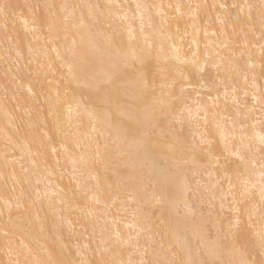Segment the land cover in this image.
<instances>
[{
  "label": "bare ground",
  "instance_id": "6f19581e",
  "mask_svg": "<svg viewBox=\"0 0 264 264\" xmlns=\"http://www.w3.org/2000/svg\"><path fill=\"white\" fill-rule=\"evenodd\" d=\"M9 2L17 6L14 12L0 15V264H25L33 257L45 264H141L172 258L174 252L195 264H239L242 258L259 264L264 250L251 233L242 239L240 232L248 223L246 209L251 201H259L261 153L241 150L256 185L250 184L251 192L242 195L236 171L243 165L225 151L220 129L233 150L240 146L239 128L245 130V145L255 143L257 133L264 134V0ZM137 4L148 7L137 9ZM89 32L125 51L151 52L143 64H136L138 71L122 82L111 102L83 81L74 83L68 73V49L76 40V50L87 54L80 37ZM160 48L167 59L161 55L158 61ZM141 75L150 85L147 91L140 86ZM57 93L63 119L68 115L63 101L72 102L73 132L81 133L79 148L55 131L48 100L55 103ZM73 97L81 102L79 115ZM169 99L175 119L170 116V123L160 125L159 101ZM117 125L128 129L129 142L145 134L155 145L161 167L172 163L170 145L177 155L182 144L198 146L194 153L183 151L188 161L181 163L184 195L195 222L203 214L215 226L209 223L200 232L189 215L184 243L178 245L169 227L175 212H169L166 198L160 203L153 198L160 194V184L154 180L155 187L140 185L138 197L128 196V176L147 169L129 168L116 186L117 176L105 171L103 157L105 151L115 152L112 128ZM202 138L211 145L201 143ZM81 155L87 166L79 162ZM160 179L164 183V177ZM94 193L100 205L89 199ZM86 205L90 216L80 211ZM180 215H185L183 205ZM236 221L239 224L230 228ZM102 236L109 240L103 246Z\"/></svg>",
  "mask_w": 264,
  "mask_h": 264
},
{
  "label": "snow or ice",
  "instance_id": "6c2138e0",
  "mask_svg": "<svg viewBox=\"0 0 264 264\" xmlns=\"http://www.w3.org/2000/svg\"><path fill=\"white\" fill-rule=\"evenodd\" d=\"M16 7L17 6L10 3L9 0H0V15L7 17L9 13L14 12ZM136 7L137 9H141L142 7L148 6L137 4ZM233 7H240L241 10H243L244 6L233 5ZM81 25L83 26V20L81 21ZM66 38L67 37H65V39ZM76 43V40H73V47L68 49L69 58L66 63L68 66L69 76L74 83L80 84L83 81L85 87H88L97 95L103 94L109 102H111L113 99L114 94L118 92L122 82L129 79L133 73L138 71L135 67L136 64H143L145 57L151 56L150 51L145 53L144 50H141L140 53H137L131 48L125 51L120 45L116 44L111 39L101 42L91 35L90 32L80 37V43L86 48L87 54L78 52L75 47ZM149 48H151V45H149ZM161 55H164L165 59H167V54L164 53L163 48H160L157 52L158 61ZM57 56L59 57V53H57ZM176 58L179 59V57ZM139 83L142 90L144 91H147L150 88L149 83L144 79L143 75L139 77ZM161 87L163 88L164 85L162 84ZM181 91H183V89ZM73 102L76 104V114L79 115L81 102L76 100L75 97H73ZM60 103L61 100L59 93L56 95L55 103H53L51 98L48 100L49 113L55 117L53 121L55 131L57 134L63 136L66 140H71L76 145V147L79 148L81 146V133L78 130L73 132L74 124L72 102H69L67 99L63 101L64 104L68 105L66 109L68 114L66 119H63L60 112L57 110V105ZM117 103H119L118 100ZM159 103L161 107L159 108V115L157 117L158 123L160 125H163L165 121H169L170 123V116L175 119V116L173 115V109L175 107L173 100L169 99L167 102L159 101ZM183 110L187 111L189 116H191V110L187 108V106H185ZM85 112H87V109H85ZM87 114L92 119L98 118L97 115H94L93 113ZM100 115L106 116L107 113H102ZM237 123L243 124L245 121H237ZM109 127L111 128L112 126L109 125ZM217 128L220 129L219 124L217 125ZM92 131H96L95 127H93ZM112 131L115 133L116 137V139L113 141V143L116 144V149L114 153L112 151H105L103 157L105 171L107 172L111 170L113 174L117 176L116 186L120 187L123 177L127 175V170L129 168L133 170H135L137 167L141 169H147V171H142L136 176H128L129 183L126 185V188L130 189V191H128V196L130 199H132L134 196L138 197L140 195V185H144L145 188H148L155 187V184H160L161 192L159 195L154 193L153 198L157 203H160L162 198H166L169 212H175V217L170 218L169 227L176 237L178 245H182L184 243L188 230L187 217L189 215L193 217L194 227L200 232H203L209 223L215 226L214 221L211 219L205 220L203 218V214H201L200 222L196 223L194 219L195 211L189 206L184 195L186 185L181 178L183 172L181 163L187 164L188 161L184 159L183 151L187 149L189 151H193L194 153L195 148L198 146L182 144L181 154L177 155L176 151L170 145L169 149L170 151H173V156L171 158L172 163L170 166L166 165L165 167H161L159 166L156 158L155 145L149 144L148 140L145 138V134L135 136L129 142L128 129H122L119 125H117L116 127L112 128ZM236 132L237 129L234 126L232 129L234 139ZM44 135L47 137L48 134L45 133ZM220 135L224 141L225 151H227L230 155L238 156L241 164L243 165V170L238 168L236 171V180L240 184L242 195L251 192V189L249 188L250 184L252 188H255L256 185L251 181L248 160L246 156L242 154L241 150L243 149L244 152L247 153H254L255 151L261 153L259 201H251V207L246 209L248 223L246 227L240 232V236L242 239H247V236L249 233H251L256 238L259 247L264 250V134L257 133L255 136V143L250 142L249 144L245 145L244 140L247 138L245 135V130L243 127L239 128L240 146L236 147L235 150H233V148L227 142V135L225 134L224 130L220 129ZM122 137L123 140L121 139ZM201 143L211 145V141L207 140L206 138H202ZM105 149H108L107 143L105 144ZM53 151H55V149H53ZM65 151H67V149H65ZM100 154L99 144H97V156L99 157ZM208 155L211 156L210 151L208 152ZM77 162L78 161L75 158L72 159L74 166L77 164ZM79 162L83 163L85 166H87L88 163L83 155L80 156ZM173 166L175 168L174 172ZM73 171L75 173L77 169L74 167ZM161 176L164 177V183H161ZM77 183L79 187V182ZM231 187L232 181L231 178H229V190H231ZM97 188H99V184H97ZM90 190L91 189H89V191ZM36 195L39 197L40 193L37 192ZM44 195L47 196L48 193L45 192ZM89 199H91L96 205H100L102 203L99 195H96L95 193ZM136 202L139 203V200ZM61 203H64V201H61ZM233 203H235V200ZM181 205H183V210L185 212L184 216L180 215ZM104 207H107L106 203ZM221 208H223V204H221ZM234 210L239 211L238 209ZM80 211L85 216H90L93 214L87 205L81 207ZM209 216H211V214H209ZM238 224L239 221H236V224L230 223V228L236 227ZM5 235H7V233H5ZM120 240V234L117 232L115 236V243H119ZM107 243H109V240L104 239L102 236L100 240L101 246ZM105 251H107V249H105ZM178 257L179 254L174 252L172 254V258L165 260H152L147 262L141 261V264H195V262H186ZM9 264H20V262L18 260L10 261ZM25 264H45V262L33 257L32 262L26 261ZM48 264H51V262L49 261ZM101 264H116V262L102 260ZM129 264H131V261ZM204 264H208V262H204ZM212 264H216V261L213 260ZM239 264H255V262L242 258L239 261ZM259 264H264V258L259 261Z\"/></svg>",
  "mask_w": 264,
  "mask_h": 264
}]
</instances>
